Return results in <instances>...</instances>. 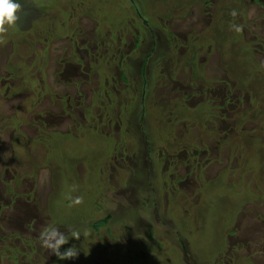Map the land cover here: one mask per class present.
<instances>
[{"label": "rangeland", "instance_id": "rangeland-1", "mask_svg": "<svg viewBox=\"0 0 264 264\" xmlns=\"http://www.w3.org/2000/svg\"><path fill=\"white\" fill-rule=\"evenodd\" d=\"M18 2L0 264H264V0Z\"/></svg>", "mask_w": 264, "mask_h": 264}, {"label": "clouds", "instance_id": "clouds-1", "mask_svg": "<svg viewBox=\"0 0 264 264\" xmlns=\"http://www.w3.org/2000/svg\"><path fill=\"white\" fill-rule=\"evenodd\" d=\"M18 0H0V33L6 32L8 27L14 26L17 21V12L20 9ZM81 197L76 196L74 203H80ZM79 233L75 230L72 231L71 238L78 239ZM69 239L65 238V234L55 226L47 227L40 236L41 246L50 251L59 260L74 259L79 254L80 249L75 245L69 246L61 250V246L67 244Z\"/></svg>", "mask_w": 264, "mask_h": 264}, {"label": "trees", "instance_id": "trees-1", "mask_svg": "<svg viewBox=\"0 0 264 264\" xmlns=\"http://www.w3.org/2000/svg\"><path fill=\"white\" fill-rule=\"evenodd\" d=\"M34 16H38L37 11L34 13ZM108 218H109V216L107 215L105 218H102L101 220L95 221V223L92 224V227L94 229H97L99 226L104 225L107 222Z\"/></svg>", "mask_w": 264, "mask_h": 264}]
</instances>
